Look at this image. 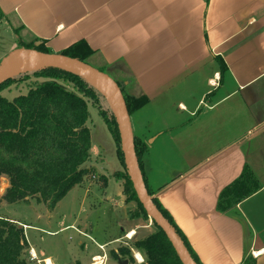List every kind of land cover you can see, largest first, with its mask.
I'll list each match as a JSON object with an SVG mask.
<instances>
[{"label": "crops", "instance_id": "1", "mask_svg": "<svg viewBox=\"0 0 264 264\" xmlns=\"http://www.w3.org/2000/svg\"><path fill=\"white\" fill-rule=\"evenodd\" d=\"M0 12V22L33 49L39 42L62 55L85 42L93 54L84 63L122 84L132 107L146 98L129 114L135 142L146 147L141 172L202 264H264V0H0ZM89 129L84 168H94L103 185L76 186L71 197L81 207L95 204L51 235L74 230L94 240L90 215L105 205L121 230L104 231L109 237L98 247L117 252L156 229L150 218L129 216L137 205L116 177L127 170L111 134ZM246 168L252 195L220 213V195ZM32 249L39 259L42 251ZM72 249L83 264L85 243ZM47 258L71 264L39 260Z\"/></svg>", "mask_w": 264, "mask_h": 264}, {"label": "trees", "instance_id": "2", "mask_svg": "<svg viewBox=\"0 0 264 264\" xmlns=\"http://www.w3.org/2000/svg\"><path fill=\"white\" fill-rule=\"evenodd\" d=\"M2 17L0 12V20ZM38 51L49 54L43 47ZM92 54L88 45L80 42L63 52L62 56L85 62ZM32 75L48 82L36 83L27 95L13 101L1 96L2 92ZM23 77L21 80L10 78L0 85V176L9 179L10 187L4 196L8 204L25 203L33 198L53 211L85 181L90 172L83 167L91 158L92 148V134L88 127L90 104L107 126L126 169L117 118L110 104L104 109L100 101L103 96L96 87L76 74L53 67ZM118 85L123 93L122 84ZM69 86L71 90L67 88ZM124 99L130 115L147 101L143 97L136 101L137 106L132 107L125 96ZM135 148L140 165L146 147L135 142ZM116 177L125 181L127 201L137 205L132 217L149 219L128 173ZM250 178L251 173L246 168L241 178L222 192L218 204L220 213H229L252 195ZM154 203L180 236L195 262L202 264L170 214L157 199ZM154 226L156 232L153 235L133 243L132 247H121L112 252L113 259L125 261L131 257L133 260L132 249H135L145 257L144 264H182L166 234L155 223ZM26 243L24 229L0 218V264H29L23 259ZM246 264H254V261L249 260Z\"/></svg>", "mask_w": 264, "mask_h": 264}, {"label": "rangeland", "instance_id": "3", "mask_svg": "<svg viewBox=\"0 0 264 264\" xmlns=\"http://www.w3.org/2000/svg\"><path fill=\"white\" fill-rule=\"evenodd\" d=\"M20 35L22 34L19 32H14V30L8 24L0 22V65L4 61L3 58L10 51H12V49H15L17 47H19L20 49H22V47L33 49L32 43H24L22 42V39L21 41L17 39V37ZM46 68H49L48 64L38 69L24 71L10 78L20 79L22 77L23 79V76H27L28 74L31 75L34 72H38ZM46 82H48V80L37 79L32 75L28 79L24 78V80L19 81V83L13 85L11 89L2 92L1 96L8 99L9 101H13L19 96L27 95L30 91V88L35 86L36 83L42 84ZM90 82H92V84L102 94L103 97L100 98V101L104 109H107L110 104L109 101H111L107 93V88L96 82ZM67 88L69 90L72 89L70 86ZM89 111L90 121L88 122V127L94 130V134L97 131L100 132V130L103 128L106 134L110 136L107 126L99 116L98 111L93 108L91 104L89 105ZM88 171L90 172V174L87 178H85L84 183H89L90 189L94 187V184L103 185V181L100 178V175L96 174V170L94 168H90L88 169ZM9 187V179L5 176H0V218L14 222L17 225L21 223L33 227V229L31 230H27L24 228L27 243L24 247L23 259L26 260L29 264H46L45 262L38 263L36 261H31L30 251L32 249V246L37 249L39 254H41L42 251L43 254L40 255L39 259L52 256L55 258H60L62 262L80 264L77 261H73V255H77L78 253L75 252L72 248L77 245L78 241H83L87 247L86 253L80 255L85 257V260L83 259V264H91V257L95 254L98 256L107 255V264H119V262L113 259L111 254L112 251H110L109 248H107L105 251H101L98 247L100 243L106 241L109 237L105 236L104 231H106L109 235L112 234L113 236H117L119 235L121 230L118 227L112 225V217L115 216V213L112 211L108 212V209L105 205H101L98 210L94 211V213L90 215V221L88 219L90 229H86V231H88L89 236L94 240L89 237L83 238L77 233V231L74 230H69L62 233L60 232L57 235H51V233L59 231L60 228L71 224L74 220L71 217L75 218L77 213L80 214V216H86L87 211L85 208L89 207L92 204H95V201L87 202L86 207H81L78 198H76L75 201L74 198L71 197L72 193L70 192L65 197V199L61 201L62 203L60 202L61 204L59 203L60 205H57V210L51 215V212H53L54 210L50 211L47 206L38 204L36 199L33 198L29 199L28 202L25 203L8 204L4 200V196ZM97 206H99V204ZM129 216H132V213L130 211ZM153 228L156 229L155 226H153ZM132 246L133 245H128L126 247ZM127 258L128 259H126L125 261L128 264H139L137 257H135L134 255L133 260L131 257ZM143 260L145 261L144 256Z\"/></svg>", "mask_w": 264, "mask_h": 264}, {"label": "water", "instance_id": "4", "mask_svg": "<svg viewBox=\"0 0 264 264\" xmlns=\"http://www.w3.org/2000/svg\"><path fill=\"white\" fill-rule=\"evenodd\" d=\"M40 45L41 44L38 42L34 45V49H19L8 56L0 65V85L6 80L10 79L4 78V76L5 71L10 68L11 65L21 59L33 58L44 61L45 63L49 64V67L58 68L76 74L84 78L90 84H92V82L90 81L96 82L106 87L107 91L112 92L116 99L117 111L114 109L111 101H109V103L118 121L121 135V147L124 154L127 173L130 181L133 184L138 200L142 204L150 220L166 234L181 263L197 264L180 236L155 205L154 199L149 193L136 154L135 140L133 137L130 115L123 93L118 83L107 74L96 70L79 60L71 59L62 55L42 53L38 51ZM18 226L20 229H23L22 225ZM122 264L128 263L123 262Z\"/></svg>", "mask_w": 264, "mask_h": 264}, {"label": "bare ground", "instance_id": "5", "mask_svg": "<svg viewBox=\"0 0 264 264\" xmlns=\"http://www.w3.org/2000/svg\"><path fill=\"white\" fill-rule=\"evenodd\" d=\"M47 63H45L44 61L38 60V59H33V58H25V59H21L18 60L17 62H15L13 65H11L10 68H8L5 71V76L4 78H10L12 76H15L19 73H22L24 71H28V70H33V69H38L41 67L46 66ZM49 65V64H48ZM109 98L112 102V104L114 105V109L117 111V103H116V99L115 96L112 92L107 91ZM135 235V233H130L128 235L127 238H132ZM100 259H96V261H99ZM137 260L139 262H142L143 258L140 255H137ZM46 264H53L50 258H47L45 261Z\"/></svg>", "mask_w": 264, "mask_h": 264}, {"label": "built area", "instance_id": "6", "mask_svg": "<svg viewBox=\"0 0 264 264\" xmlns=\"http://www.w3.org/2000/svg\"><path fill=\"white\" fill-rule=\"evenodd\" d=\"M101 250H103V248H101ZM30 257H31V261L32 262H38L41 263V261L38 259L37 254H35V251L33 249H31L30 251ZM100 259L99 261H96V259ZM144 260H142V262H139V264H144ZM91 264H107V255L104 256H96L92 259V263Z\"/></svg>", "mask_w": 264, "mask_h": 264}, {"label": "flooded vegetation", "instance_id": "7", "mask_svg": "<svg viewBox=\"0 0 264 264\" xmlns=\"http://www.w3.org/2000/svg\"><path fill=\"white\" fill-rule=\"evenodd\" d=\"M122 264V263H121Z\"/></svg>", "mask_w": 264, "mask_h": 264}]
</instances>
